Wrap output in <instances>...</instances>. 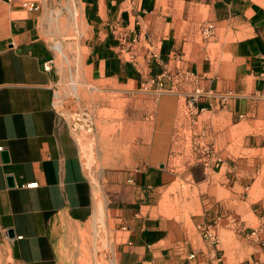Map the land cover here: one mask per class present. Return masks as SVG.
I'll return each instance as SVG.
<instances>
[{
	"label": "crops",
	"instance_id": "crops-1",
	"mask_svg": "<svg viewBox=\"0 0 264 264\" xmlns=\"http://www.w3.org/2000/svg\"><path fill=\"white\" fill-rule=\"evenodd\" d=\"M44 2L0 0V264H264V0H78L84 77L107 96L93 109L108 113L111 92L143 84L185 98L199 89L180 125L173 106L159 183L137 168L141 120L118 133L128 149L83 163L54 103L61 74L42 33ZM206 21L213 32L203 38ZM150 109L157 115V97ZM178 175H187L186 212L170 214L162 191ZM213 220L210 244L197 225Z\"/></svg>",
	"mask_w": 264,
	"mask_h": 264
},
{
	"label": "rangeland",
	"instance_id": "rangeland-1",
	"mask_svg": "<svg viewBox=\"0 0 264 264\" xmlns=\"http://www.w3.org/2000/svg\"><path fill=\"white\" fill-rule=\"evenodd\" d=\"M41 13L42 33L53 45V59L61 74V82L55 88V107L69 121L83 163L87 167H99L103 154L108 157H117L120 150L123 152L124 149H128V144L124 147L123 142H118V133L124 128L123 124H126L124 130L130 128L129 120H141L143 157L137 168L158 172V174H152L150 178L159 183L164 178L166 167L162 148L164 142L161 140L165 138L167 121L173 117V106L177 108L175 110L177 125L185 120L187 111L184 91L179 87L170 89L169 86L166 87L167 85L156 90L149 84H143L132 93L111 92L108 96L114 108L108 113L101 109H93L92 102H101L103 97L107 96L94 88L96 84L88 82L84 77L82 52L79 46L81 29L78 0H45ZM156 97L159 103L157 115L150 109ZM108 120L110 126L107 128ZM154 121L158 124L159 143L153 150L149 148L148 136ZM177 132L181 134L180 131ZM182 161V158L174 160L179 166L182 165ZM219 167L220 165H217L215 170ZM178 176L173 187L168 191L164 189L162 191L166 200L173 196L172 200H168L166 205L160 207L164 211H170V214L173 211L177 214L182 211L184 213L185 210L179 203L181 198L189 195L188 185L182 181L187 175ZM189 180L193 184L192 177L189 176ZM156 194L161 195V191L157 190ZM97 259L101 261L100 257Z\"/></svg>",
	"mask_w": 264,
	"mask_h": 264
},
{
	"label": "built area",
	"instance_id": "built-area-1",
	"mask_svg": "<svg viewBox=\"0 0 264 264\" xmlns=\"http://www.w3.org/2000/svg\"><path fill=\"white\" fill-rule=\"evenodd\" d=\"M26 4L29 7V9H32V10H37V8H38V6L33 1H27ZM212 32H213V23L212 22L206 21L200 26V33L203 36V38H207V37L211 36ZM51 64H53L52 61L46 62L43 65L44 69H49L51 67ZM198 95H199V89L198 88H196L194 91L187 92V96L185 98V106H186V111H187L188 115L192 114L191 113L192 110L195 109V103L198 100ZM0 150H1V146H0ZM20 186H22V187H36L37 182L36 181L28 182V183L21 184ZM215 225H216L215 220L208 222V223H203V224L197 225V229H198L199 233L201 234V236L203 237V239L205 241L209 242L210 244H214L218 239L217 233L215 231ZM194 257H195L194 253H190L188 256L189 259H193Z\"/></svg>",
	"mask_w": 264,
	"mask_h": 264
},
{
	"label": "water",
	"instance_id": "water-1",
	"mask_svg": "<svg viewBox=\"0 0 264 264\" xmlns=\"http://www.w3.org/2000/svg\"><path fill=\"white\" fill-rule=\"evenodd\" d=\"M1 157H2L3 161H6L8 159L7 152L6 151H2L1 152ZM7 181H8V184L9 185H12L13 184V179H12L11 176H7ZM8 233L11 235L12 234V231L9 230Z\"/></svg>",
	"mask_w": 264,
	"mask_h": 264
}]
</instances>
